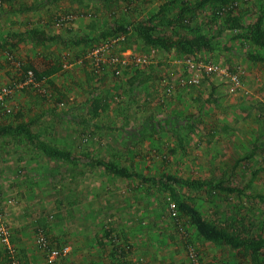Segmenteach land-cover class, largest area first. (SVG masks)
Returning a JSON list of instances; mask_svg holds the SVG:
<instances>
[{"label":"rangeland","instance_id":"1","mask_svg":"<svg viewBox=\"0 0 264 264\" xmlns=\"http://www.w3.org/2000/svg\"><path fill=\"white\" fill-rule=\"evenodd\" d=\"M41 1L0 0V40L11 31L31 27L67 39L46 45L25 41L16 48L0 49V88L11 89L0 100V122H14L18 113L23 120L42 116L34 127L42 139L78 155L111 160L147 177L170 174L235 187L233 193L207 187L177 188L181 197L193 196L203 216L217 226L244 236H264V63L252 62L247 56L250 52L264 54V50L234 38L226 11L217 15L219 7L207 4L192 24L214 49L188 57L200 76L199 83L193 84L188 58L146 45L134 32L124 40L100 37L115 20L128 24L147 20L168 0H59L39 10L15 11L19 5ZM236 6L244 13V25L264 15V0H237ZM178 9L179 4H172L167 15L174 17ZM162 31L160 26L157 33ZM81 37L85 42L76 46L73 41ZM81 55L90 61L83 63ZM138 57L145 61L136 63ZM99 59L102 66L97 69ZM53 61L62 64L51 78L59 93L51 95L50 88L42 84L25 94L19 85L17 62L45 68ZM209 65L217 71L208 73L205 66ZM234 72L241 74L242 84L231 91L226 73ZM189 115L197 123L185 132L178 127L186 126ZM166 120L179 124H165L155 135L143 130L151 121ZM173 204L170 192L151 182L51 159L21 138L0 139V224L9 227L18 240L23 264L29 255L20 245L21 233L35 239L42 230L50 240L49 234L58 229L80 228L87 242H93L103 238L111 225L116 233L126 232L129 240L130 232L137 241L132 250L141 251L143 257L162 251L170 255L177 244L181 264L189 260V246L201 252L217 251L220 264L264 263V250L251 254L205 240L187 216L178 210L173 213ZM46 257H42L43 264ZM3 259L0 245V264L7 263Z\"/></svg>","mask_w":264,"mask_h":264},{"label":"trees","instance_id":"2","mask_svg":"<svg viewBox=\"0 0 264 264\" xmlns=\"http://www.w3.org/2000/svg\"><path fill=\"white\" fill-rule=\"evenodd\" d=\"M55 1L59 0H42L41 2H39V4L30 6L19 5L17 8H15V11L27 12L39 10ZM189 2L190 1L188 0L165 1L160 6L159 10L156 13L152 14L147 20H141L135 22L134 24H128L121 19L115 20L114 26L109 30L103 31L100 34V37L102 39H107L106 41L111 40V38L115 40H124L128 37V35L134 32L136 33L137 37L140 38L146 45L159 48L166 52H175L179 56H184V58L196 57L198 51L212 50L214 49V46L212 45L210 39L204 33L200 32V28L197 25L192 24V21L195 18L196 13L200 9L205 7L207 4H215L219 7L217 15H219L220 13L224 14L226 11V23L230 31H235L233 32L234 38L248 40L254 46L264 50V15L260 14L254 23L250 25H244L242 23L244 13H242V11L240 10H237V0H196L194 2ZM172 4H179V9L174 17H170L167 15V12ZM73 18L74 17L69 16L67 19ZM160 26L164 28V31H162L161 33H157V30ZM167 27H172L174 28V30L167 31L165 29ZM25 41H31L37 45H46L53 42L66 43L67 39L59 34H51V32H49L45 28L31 27L24 31H11L7 33L5 37L0 40V49L7 48L8 46L16 48L21 42ZM84 42L85 40L83 37L78 38L77 41H73L76 46ZM82 56L83 55H81V57ZM247 56L252 62L264 63V54L250 52L247 54ZM86 59L87 57L83 56V58H81V61L83 63L90 61ZM99 61L101 62V60L99 59L97 60L98 64H95L97 69L102 66V63H100ZM17 64L21 71V83L19 85H22L21 90L25 94H30V87H38L42 84H45L46 87L50 88L51 95H53L54 92H56L57 94L59 93L58 86L51 78L56 72H58L59 69H61L62 64H57L53 61L51 63L49 62V66L45 68H40L32 64L23 65L20 62H17ZM66 66L67 64L65 65V67ZM30 71L32 72L31 80H29ZM94 107L93 112L97 114L99 112V109H97V104H95ZM22 117L23 115L18 113L16 116V121L9 123L0 122V139L7 137H11L13 139L21 138L35 150L43 153L46 157H49L51 159L65 161L72 164H83L89 166L90 168H101L107 173L119 177L135 178L142 182H151L152 184L157 185L158 187L170 192L179 213L187 216L190 219L191 223L196 227L198 234L205 240L214 244L228 245L234 249L245 250L247 252H250L251 254H257L261 250H264V236H244L240 232L233 231L232 228L217 226L215 223L203 216L200 210L196 207L195 198L193 196L188 198L181 197L177 187L183 185L189 189L194 190H200L207 187L210 190L219 189L231 193L236 192L237 188L226 187L222 184L223 182L215 183L211 179H185L170 174H162L157 178L147 177L134 168L120 166L116 162L111 160L91 157L89 155H78L72 150L59 147L42 139V137L34 130V127L39 123L42 116H34L27 120H23ZM170 120H166L164 122L151 121L152 125L144 126L143 130H146V133H149L150 135H155L159 133L160 128H163L165 124H179L178 122H176V120ZM195 121L196 120L194 119V117L189 115L185 120L186 126L180 125L178 128H181L185 132L189 129L190 131H192L197 123ZM251 154H254L253 150ZM112 232V229L105 230L103 235L104 240L111 243L114 248L118 249L119 245L112 241V236H114H111ZM41 233L44 234L48 242V248L43 249L47 252L54 247L51 248V242L48 235L40 230L39 234ZM10 241L13 245V248H15V250L18 252L20 263L23 264L24 258L22 259L19 254L20 248L17 244L18 240L12 235V232ZM0 245L2 246L4 252V263L7 262L6 264H11V259L9 258L8 254L9 250H7V248H5L1 243ZM130 248V245H126V250H130ZM124 249L125 247L121 248L122 253ZM55 262L52 264H55Z\"/></svg>","mask_w":264,"mask_h":264},{"label":"crops","instance_id":"3","mask_svg":"<svg viewBox=\"0 0 264 264\" xmlns=\"http://www.w3.org/2000/svg\"><path fill=\"white\" fill-rule=\"evenodd\" d=\"M99 222L104 223V221ZM107 227L112 228L113 232L111 233V236L114 235L112 236V241L119 245L118 249L114 248L113 245L109 242H106V245L103 246L104 237H98L97 239H95V241L93 240V242L92 240L87 242V239L84 237L85 233H83V230H81L80 228L78 230H72L71 232H68L66 228H64L63 232L61 231V229H58L56 230L54 235L49 234L51 248L62 247L65 245H70L69 247L71 249L74 248L73 251H70L67 257L58 259L55 264H181L180 261L182 260L180 254H182V252L180 250H176L177 244L175 246L176 248L172 249V253H170V255L164 254L162 251L157 253L156 256L151 254L143 257L144 254L141 253V251L134 253V251L132 250V245L136 244L137 241H133L130 232L129 240L127 238L126 232L123 231L121 232V234H119L113 230L114 227L112 225ZM21 234L22 243L20 245L21 247L27 248L26 253L29 255L27 262L25 260L26 264H43L42 257L47 256L48 253L38 246L37 236L35 239H30V237H28L27 235L23 233ZM51 239L54 240V243L51 241ZM66 240H69V243L66 244L64 242ZM86 243H88L89 245L87 246ZM126 245L131 246L130 250H126ZM124 247L125 252L123 251L122 253L121 248ZM120 253L122 256L120 255ZM198 253L200 264H210V262H212L213 264H220L221 259L219 261L217 260L220 258L221 254L217 251L206 249L204 252H201V250L198 249ZM46 258L47 261L45 260V264H48V256ZM186 264H191L190 259L186 260Z\"/></svg>","mask_w":264,"mask_h":264},{"label":"built area","instance_id":"4","mask_svg":"<svg viewBox=\"0 0 264 264\" xmlns=\"http://www.w3.org/2000/svg\"><path fill=\"white\" fill-rule=\"evenodd\" d=\"M112 61L117 62L118 59L113 58ZM143 61H145V58H141V57H138L135 60L136 63H142ZM123 63H125V62L123 61ZM186 63H187L188 68H189L188 69V72L190 75L189 82L193 83V84L199 83L200 76L198 74H196V72L194 71L195 63L192 60V58H188L186 60ZM205 69L208 73H212V72L217 71V68L213 65L205 66ZM119 72H120V70L117 71V73H119ZM226 76L232 82V86L230 88L231 91H235L238 87H241L242 76L239 72H234L231 74L226 73ZM31 77H32V72L30 71L29 72V80H31ZM171 88H172V86H169V91L171 90ZM10 92H11V89L8 86L1 87L0 88V100H3L4 97ZM8 111L10 112L11 110L8 109ZM172 206H173V213L177 214L176 205L173 204ZM10 238H11L10 228L6 227L3 224H0V243L5 248H7V250H9L8 254H9V258L11 259V264H21L20 260L18 258V252L15 250V248H13V245L11 244ZM37 244L42 249L48 248V242H47L43 233H41L37 236ZM70 251H71V249L69 246H65L62 248H52V249L48 250L47 256H48L49 263L50 264L54 263L58 258L66 256ZM188 255H189V259H190L191 264H200L199 253L195 249V247L189 246Z\"/></svg>","mask_w":264,"mask_h":264}]
</instances>
